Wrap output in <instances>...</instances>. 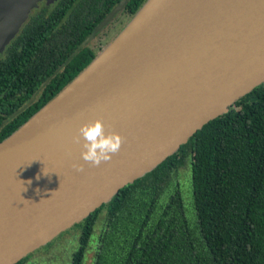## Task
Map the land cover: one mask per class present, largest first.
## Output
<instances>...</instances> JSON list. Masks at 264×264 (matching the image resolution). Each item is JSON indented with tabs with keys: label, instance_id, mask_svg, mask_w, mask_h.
Returning a JSON list of instances; mask_svg holds the SVG:
<instances>
[{
	"label": "water",
	"instance_id": "water-1",
	"mask_svg": "<svg viewBox=\"0 0 264 264\" xmlns=\"http://www.w3.org/2000/svg\"><path fill=\"white\" fill-rule=\"evenodd\" d=\"M51 1L0 0V51ZM114 39L40 110L0 134V264L59 238L264 84V0H164ZM95 118L123 137L99 166L73 140Z\"/></svg>",
	"mask_w": 264,
	"mask_h": 264
},
{
	"label": "trees",
	"instance_id": "trees-1",
	"mask_svg": "<svg viewBox=\"0 0 264 264\" xmlns=\"http://www.w3.org/2000/svg\"><path fill=\"white\" fill-rule=\"evenodd\" d=\"M119 1L55 0L30 12L0 58V134L93 61L103 44L81 43ZM147 1L126 0L107 26ZM68 236L69 264H264V84L57 239Z\"/></svg>",
	"mask_w": 264,
	"mask_h": 264
},
{
	"label": "clouds",
	"instance_id": "clouds-1",
	"mask_svg": "<svg viewBox=\"0 0 264 264\" xmlns=\"http://www.w3.org/2000/svg\"><path fill=\"white\" fill-rule=\"evenodd\" d=\"M82 143L81 158L93 165L99 166L101 162L111 160L112 155L120 150L123 137L116 131L106 130L100 118L82 123L78 135L73 137L74 142ZM77 171L83 170V165H73Z\"/></svg>",
	"mask_w": 264,
	"mask_h": 264
},
{
	"label": "rangeland",
	"instance_id": "rangeland-1",
	"mask_svg": "<svg viewBox=\"0 0 264 264\" xmlns=\"http://www.w3.org/2000/svg\"><path fill=\"white\" fill-rule=\"evenodd\" d=\"M51 4L46 3L43 5L41 10L33 12L30 20L38 14H45L50 9ZM131 19V18H130ZM130 19L121 18L116 19L111 25L104 28L103 31L100 32L99 37L103 46L109 43L113 38H116V35L123 30L126 24L130 21ZM29 20V21H30ZM5 55L4 51H0V58H3ZM56 239L53 245L50 247V252H45L44 248L37 250L33 253V258L27 264H69L71 253L73 252L76 245V238L73 236H68L67 240ZM64 242V243H63Z\"/></svg>",
	"mask_w": 264,
	"mask_h": 264
},
{
	"label": "bare ground",
	"instance_id": "bare-ground-1",
	"mask_svg": "<svg viewBox=\"0 0 264 264\" xmlns=\"http://www.w3.org/2000/svg\"><path fill=\"white\" fill-rule=\"evenodd\" d=\"M164 2V0H152L147 7L144 8V10L138 14L137 16L132 17L126 26L123 28V30L120 32V34L118 36H116V38L114 39L115 41H121L142 19H144V17L150 12L152 11L158 4ZM118 41V42H119ZM117 43V42H116ZM115 43V44H116Z\"/></svg>",
	"mask_w": 264,
	"mask_h": 264
},
{
	"label": "flooded vegetation",
	"instance_id": "flooded-vegetation-1",
	"mask_svg": "<svg viewBox=\"0 0 264 264\" xmlns=\"http://www.w3.org/2000/svg\"><path fill=\"white\" fill-rule=\"evenodd\" d=\"M48 3H49V2H48ZM50 4H51V3H50ZM110 22H112V21H110ZM110 22H109V23H110ZM109 23H108V24H109ZM108 24H107V25H108ZM104 27H105V26H104ZM104 27H103V28H104ZM103 28H102V29H103ZM102 29H100V30H102ZM100 30H98L96 33H94L93 36H92V38H94V39H98V40H99L100 37H99L98 32H99ZM97 34H98V35H97ZM96 35H97V36H96ZM92 38H91V39H92ZM91 39H90V40H91ZM90 40H89V41H90ZM99 41H100V40H99ZM101 43H102V42H101Z\"/></svg>",
	"mask_w": 264,
	"mask_h": 264
}]
</instances>
